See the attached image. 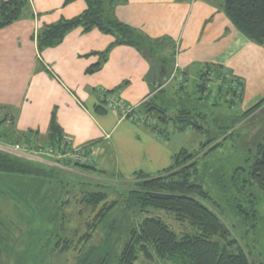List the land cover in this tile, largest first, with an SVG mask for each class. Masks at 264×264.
Listing matches in <instances>:
<instances>
[{"label":"crops","instance_id":"0c3cea01","mask_svg":"<svg viewBox=\"0 0 264 264\" xmlns=\"http://www.w3.org/2000/svg\"><path fill=\"white\" fill-rule=\"evenodd\" d=\"M64 1L30 0L32 17L0 30V122L2 129L12 130L9 147L32 136L31 146L45 142L54 121L62 140L91 155L100 171L156 176L171 167L184 147L172 145L175 135L168 136L170 131L163 139L116 111L99 114L96 108L104 105V95L138 110L150 98L158 101L159 93H214L216 80L202 77L212 66L242 82L236 114L264 98V44L256 45L236 30L220 9L222 0H117L115 17L150 40H164L171 58L160 59L163 63L153 70L154 62L134 49L114 46L93 73L87 71L99 62L94 53L113 43L97 31L75 29L59 45L38 50L40 27L73 16L59 12V5L67 8ZM0 149L7 151L2 141ZM25 158L50 166L55 162Z\"/></svg>","mask_w":264,"mask_h":264},{"label":"rangeland","instance_id":"374dc122","mask_svg":"<svg viewBox=\"0 0 264 264\" xmlns=\"http://www.w3.org/2000/svg\"><path fill=\"white\" fill-rule=\"evenodd\" d=\"M82 1L76 0L67 5L63 3L67 8L61 10L59 5V12L76 17L83 10ZM29 3L31 8L30 0ZM92 31H97L110 40L113 39L98 30ZM214 86L217 87L215 83ZM177 87L179 88V85ZM161 94L163 93L158 94V101H154V98H150L149 101L161 102L162 104L159 105L166 108L171 117L175 119L180 117L182 120L185 119V122L180 124L174 120L160 123L151 116H137L136 108L123 106L115 96L113 97L116 108L113 109L108 106V100L112 96L105 100L106 95H104L105 106L108 107L105 109L116 111L122 118L150 127L148 129L160 138L166 139L167 137L161 135H165L167 131H170L168 136L175 135L172 137V145H180L185 149L179 150L174 157L178 159L177 163L174 164L173 161L171 167L181 164L183 159H187V155L200 154L197 156L198 173L191 182L204 188L210 206L214 202L218 204L215 208L217 213L231 229L233 237L237 240V246L248 254L251 264H264V193L257 187L247 185L246 171L235 174L236 169L248 170L246 161L254 159L257 145L264 138V98L250 109L236 114L234 109L240 104L243 92L237 93L238 96L227 93H210L211 95L197 93V96L196 93L194 95L192 93ZM123 112H126V117H123ZM183 126L186 130L180 131L179 127ZM6 130L9 135L1 139L2 146L7 148V151L3 149L0 151L24 159L23 151L12 149L15 144L8 146L13 141L12 130L9 128ZM187 130V134H180ZM216 143L219 145L209 150ZM202 146L206 149H202ZM91 158V162L85 165L95 163L94 158L92 156ZM52 167L60 168L56 162ZM65 168L68 169V166L60 169ZM106 173L107 176L112 174L119 180L109 187L97 188L107 194V199L96 208L104 203L109 206L115 201L116 205L114 203L91 240L85 243L80 240L84 232L82 223L96 208H91L80 201L81 194L78 191L81 187L74 179L65 177L62 172H47L48 177L21 178V181L11 180V183H3L0 178V264H117L121 251L130 238L131 229L149 216L160 218L177 234L185 231L186 226L179 225L172 215L158 210L142 213L138 211L136 205L128 201L127 191L132 187L134 176L137 177V174L145 176V174L139 171L134 172L130 177H124L109 171H105ZM232 176L237 178L231 179ZM60 177L68 180L66 188L59 187ZM101 180L103 183V178ZM46 181H51V185L43 184ZM8 188L13 190L11 200L6 197ZM64 212L66 215L63 214ZM4 218L14 226L9 231L2 229ZM187 231L190 232V228H187ZM68 241H73L76 246L63 252ZM150 264L171 263L156 260Z\"/></svg>","mask_w":264,"mask_h":264},{"label":"trees","instance_id":"16d2710c","mask_svg":"<svg viewBox=\"0 0 264 264\" xmlns=\"http://www.w3.org/2000/svg\"><path fill=\"white\" fill-rule=\"evenodd\" d=\"M73 1L76 0H65L64 3L67 5ZM83 1L85 2V9L78 16L60 19L56 23L42 26L37 30L36 43L39 51L59 45L68 33L75 29H81L83 33L98 30L113 38V43L107 50L94 53L99 57V62L91 67L87 71L88 73H93L101 67L107 59L109 50L114 46L134 49L143 58H147L149 62L152 61L156 64L153 65V70L163 63H160V59L167 61L171 58L169 45L162 44L164 40H160L161 42L150 40L138 30L120 22L115 17L114 11L117 0ZM220 9L246 39L256 45L264 44V0H222ZM32 15L29 0H0V30L20 20L31 18ZM159 44H162V46L160 45L161 48H159ZM218 68L207 66L202 76L203 78L208 76L209 81L211 79L216 80L213 81V84L215 83L217 87L211 92L236 96H238L237 93L243 92L241 80L233 76L226 78L222 72L220 73L221 69ZM210 73L212 75H209ZM149 100L138 107V110L135 111L137 116H151L160 123H169L174 120L180 124L185 122V119L182 120L180 117L177 119L171 117L166 108L152 102L153 100ZM102 104L105 105V102L103 101ZM104 105H99L96 108L99 114L106 112ZM183 114H187V112H183ZM0 123L2 125V122ZM50 129L47 140L42 143L39 142L35 146L55 147L62 143L61 134L58 133V127L54 121L51 122ZM179 130L184 131L186 128L184 126L179 127ZM8 135L9 132L0 127V141H3L1 138ZM29 136V134L24 135L25 140ZM218 145L219 143H216L209 150ZM201 148L206 149L203 146ZM198 155L200 156V154L187 155V159H183L185 162L178 163L176 167L173 165L174 167H170L157 176H144L142 174H137V177L134 176L135 180L132 187H129L127 191L128 201L136 205L138 211L142 213H148L152 210L164 211L172 215L179 225L182 224L186 228H184L185 231L177 234L158 217L143 218L137 226L131 229L130 238L124 245L117 264H150L156 260L169 261L171 264H251L248 254L237 246V240L233 237L231 229L217 213L215 208L218 204L214 202L210 206L209 197L204 188L191 182L198 173ZM177 160L174 159V164L177 163ZM246 164L248 170L236 169L235 174L239 171H246L248 175L247 185L257 187L264 193V138L257 145L254 159L246 161ZM99 171L93 165H73L68 169H60L44 163L16 158L0 151V178H2L3 183H11V180L19 182L21 178L48 177L47 172H62L65 177L74 179L81 187L78 191L81 194L80 201L82 200L91 208H96L107 199V194L97 190V188L109 187L116 184V180H119L112 174L107 176L105 171ZM101 178H103V183ZM235 178L237 177L232 176L231 179L235 180ZM45 183L50 186L52 182L46 181L43 184ZM67 186L68 180H63V177H60L59 187L66 188ZM6 194L7 199L11 200L13 190L8 188ZM114 203L116 205L115 201L109 206L104 203L94 209L89 214H92L91 216L85 218L82 223L84 232L80 238L82 243L91 240L95 230L105 220ZM63 214L66 215L65 212ZM247 216L251 215L247 214ZM6 218H4L2 229L9 231L14 226L8 223ZM187 228H190V232L187 231ZM75 246L73 241H68L63 252L74 249ZM234 247L235 249H233Z\"/></svg>","mask_w":264,"mask_h":264},{"label":"built area","instance_id":"2783aa9c","mask_svg":"<svg viewBox=\"0 0 264 264\" xmlns=\"http://www.w3.org/2000/svg\"><path fill=\"white\" fill-rule=\"evenodd\" d=\"M114 99V97H111V99L108 100V106L113 109L116 108V102ZM125 113L126 112H123V117H126ZM33 142H35V138L32 136L28 139L27 143L15 144L12 149L14 151L21 150L24 152L25 156L35 159L54 158V161L58 163L60 168L89 164L92 159L91 155H87L82 150L71 147L70 143L64 139L62 140V143L55 147L31 146Z\"/></svg>","mask_w":264,"mask_h":264}]
</instances>
